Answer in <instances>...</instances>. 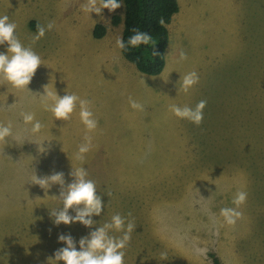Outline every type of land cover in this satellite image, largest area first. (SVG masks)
Instances as JSON below:
<instances>
[{
	"label": "rangeland",
	"instance_id": "obj_1",
	"mask_svg": "<svg viewBox=\"0 0 264 264\" xmlns=\"http://www.w3.org/2000/svg\"><path fill=\"white\" fill-rule=\"evenodd\" d=\"M178 1L180 12L168 27L165 87L161 76L141 73L120 49L122 61L103 59L108 51L95 47L89 31L93 16L82 11L87 1L0 0V15L9 16L17 38L43 63L31 92L0 81V123L11 121L14 136L30 127L21 113L42 124L30 143L0 142V264H54L49 259L65 246L58 235L70 234L78 249L82 237L117 213L125 227L133 224L123 264H213L211 254L222 264H264V0ZM103 13L107 39L122 37L124 25L114 26L112 17H123L124 5ZM50 21L53 29L33 43L32 24ZM6 48L0 45V52ZM192 71L199 79L185 92L179 80ZM47 84L50 93L54 86L58 96L91 101L97 127L85 129L78 105L68 121L54 120L37 94ZM200 100L206 105L198 125L171 111ZM85 136L92 147L78 160ZM44 141L51 142L40 153L34 143ZM81 167L102 197L101 215L92 228L55 226L51 212L62 207L56 198ZM57 171L63 186L32 183L34 173ZM240 191L247 193L241 215L226 224L220 210L236 207ZM109 235L119 239L124 230Z\"/></svg>",
	"mask_w": 264,
	"mask_h": 264
},
{
	"label": "clouds",
	"instance_id": "obj_2",
	"mask_svg": "<svg viewBox=\"0 0 264 264\" xmlns=\"http://www.w3.org/2000/svg\"><path fill=\"white\" fill-rule=\"evenodd\" d=\"M122 0H87L82 5V11L90 16L95 13L103 20L102 10L107 9L113 12L121 8ZM162 25L163 19L159 20ZM16 24L10 22L7 14L0 15V45H7L6 51L0 52V81L6 82L11 87L17 90H27L31 92L28 85L32 81L38 67L43 65L41 57L36 53L31 46H25L15 35ZM54 27L53 22H48L46 25L37 24V31L33 35V43L45 35L46 31H51ZM131 34L125 40L122 37L116 39V46L121 50V53L127 52L130 49L151 48L154 46L153 37L139 27H134L130 30ZM187 59L186 53L181 50L179 52V61ZM198 74L195 71L185 74L180 77L179 83L183 91L187 92L198 82ZM48 84L44 86L43 94L37 93L45 108L52 113L54 120L68 121L71 114L79 107V118L85 129L89 132L97 127V120L93 116L89 105L91 101L81 99L76 94L58 96L53 86V92L47 91ZM33 93V92H32ZM49 98L52 103L48 104ZM129 104L133 109L143 110V105L129 98ZM206 105L205 100H200L194 108L180 107L177 105L171 106L173 114L180 119H187L198 125L203 119V109ZM22 121L25 125H30L26 128L24 135L13 134V124L11 121L0 123V142H6L9 138L15 139L20 145L29 142V137L38 134L42 128L39 120H36L33 113H21ZM85 142L80 144L77 150L76 158L84 159V154L88 153L92 147L90 136H85ZM51 141H44L38 146L40 153L47 151L45 144ZM73 182L69 183L66 188L62 187L58 200L62 201V207L51 212L54 217L53 224L55 226L70 225L79 223L87 228H92L94 225V216H100L102 208V197L97 195L95 183L87 179V170L83 167L75 172ZM32 183L39 185L42 189H49L52 185L65 184L64 174L62 172H53L50 175L38 177L35 173L32 177ZM247 193L240 191L235 194L233 204L236 207L222 208L221 216L226 224H234L241 213L237 210L241 204L245 202ZM73 214H69V210ZM133 224L129 222L125 227L124 218L120 214H115L111 217L110 222L103 226L95 227L90 231L87 237H82L79 240V248L77 249L76 242L73 237L68 234H60L57 237L58 242H62L65 246L57 249L53 254L54 258L49 259L54 264L62 261L63 264H123L126 241L129 239L128 233L131 232ZM124 230L122 238H114L109 235L110 230ZM163 255V254H162Z\"/></svg>",
	"mask_w": 264,
	"mask_h": 264
},
{
	"label": "trees",
	"instance_id": "obj_3",
	"mask_svg": "<svg viewBox=\"0 0 264 264\" xmlns=\"http://www.w3.org/2000/svg\"><path fill=\"white\" fill-rule=\"evenodd\" d=\"M124 16L114 15L112 24L124 25L123 36L125 40L131 34L130 30L139 27L141 31L153 37L154 46L151 48L130 49L124 52V57L134 64L138 71L149 76L160 75L166 67V53L170 45L169 25L180 12L178 0H122ZM163 19L161 25L159 20ZM37 24L32 27L37 30ZM107 34L103 24H97L93 31L96 39H102ZM213 264H222L215 254H211Z\"/></svg>",
	"mask_w": 264,
	"mask_h": 264
},
{
	"label": "crops",
	"instance_id": "obj_4",
	"mask_svg": "<svg viewBox=\"0 0 264 264\" xmlns=\"http://www.w3.org/2000/svg\"><path fill=\"white\" fill-rule=\"evenodd\" d=\"M85 1H87V0H85ZM106 10L107 9H103L102 10V13L105 12ZM90 15L93 16V19H91L90 21H88V25H89V31H91V33L93 34V31H94L95 26L97 24H101L103 22L100 21L101 18L99 16H97L96 14L92 13ZM105 17H106V15H105ZM92 23H95V24L93 25ZM103 24H105V23H103ZM108 35H109V30H108V34L104 38H102V39H96V40H98V42H92V43L95 45V47L96 46H100V47L103 46L108 51L106 56H103L102 55L103 56V59L105 61H108L110 59H114L113 62H117V61L120 62V61H122V55L119 53V49L116 46V40L115 41H111V40L107 39L108 38ZM167 52H168V50H167ZM124 61L125 60L123 59V62ZM167 70L168 69H167V53H166V67H165L164 71L160 75H158V76H161L164 79V81H165L164 86L165 87H168V73H167Z\"/></svg>",
	"mask_w": 264,
	"mask_h": 264
}]
</instances>
